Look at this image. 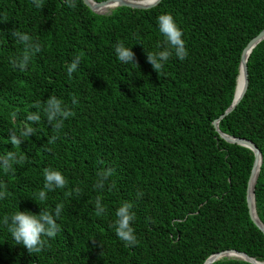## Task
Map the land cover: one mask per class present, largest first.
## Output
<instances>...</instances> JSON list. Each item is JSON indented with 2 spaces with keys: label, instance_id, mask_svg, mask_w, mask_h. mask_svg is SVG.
<instances>
[{
  "label": "trees",
  "instance_id": "1",
  "mask_svg": "<svg viewBox=\"0 0 264 264\" xmlns=\"http://www.w3.org/2000/svg\"><path fill=\"white\" fill-rule=\"evenodd\" d=\"M39 2L41 8L33 0H0V155L23 157L7 173L0 168V264H203L231 249L264 261V233L246 201L254 153L225 141L213 125L233 101L244 46L264 28V0H160L104 13L83 0L75 7ZM164 13L182 30L188 55L181 61L173 54L156 73L145 53L167 47L157 25ZM117 43L131 48L138 65L117 60ZM246 63V91L218 129L260 151L254 205L264 225V39ZM53 99L72 115L50 121L45 109ZM26 124L34 133L12 145L10 135ZM45 169L67 183L40 201ZM124 203L134 213V246L115 235ZM57 204L62 231L45 238L43 251L28 254L15 244L4 216ZM211 264L253 263L223 256Z\"/></svg>",
  "mask_w": 264,
  "mask_h": 264
},
{
  "label": "clouds",
  "instance_id": "2",
  "mask_svg": "<svg viewBox=\"0 0 264 264\" xmlns=\"http://www.w3.org/2000/svg\"><path fill=\"white\" fill-rule=\"evenodd\" d=\"M37 8H41L42 4L39 0H33ZM69 7H75L74 0H66ZM158 30L161 36L164 38V43L167 47L158 52H149L146 54V61L151 65V68L160 73L163 71L166 62L173 56V54L179 59L184 60L187 58L188 51L185 46V41L182 38L183 32L175 22L173 16L170 13H164L157 17ZM18 36L21 41L27 42L29 37L27 35H21L19 33H13ZM36 51L39 49L36 48ZM116 58L123 64L135 63V54L131 48L126 47L122 43H117L114 48ZM29 56L25 55L19 63V67L23 70L28 63ZM80 58L76 57L67 68V74L72 75L77 70ZM15 64V62H13ZM138 65V64H137ZM75 103V101H73ZM49 120L60 116L64 119L72 115L70 111H61L60 104L55 99L50 100L48 107L45 109ZM29 121L39 120L38 115L28 116ZM62 127V122L55 124V129L59 130ZM34 129L30 125H25L19 132V136L13 132L10 135V143L15 146H19L24 142L23 138L30 137L34 133ZM23 162V157L17 158L13 152H8L6 155H0V168L6 173L11 171L13 163ZM112 170L109 169L102 173V179L98 181L97 187H103V179L110 176ZM44 178V190L39 191L38 199L40 201H46V192L54 191L56 189H63L66 186L65 177L59 172L51 169H45L43 173ZM0 188H5V185H0ZM6 196L5 191H0V199H4ZM130 204L124 203L115 212L116 220L114 221L115 235L125 243L126 246H134L137 243L136 236L134 235V229L131 227V222L134 220V213L130 211ZM63 210L62 204H57L53 211L39 210L38 214H33L29 211H16L11 215L3 217V224L7 226L9 233L15 241V244L23 246L28 254L40 253L46 246L45 238H54L58 233L62 231L59 224L56 222ZM97 214H103L105 208L100 204L99 198L96 202Z\"/></svg>",
  "mask_w": 264,
  "mask_h": 264
},
{
  "label": "water",
  "instance_id": "3",
  "mask_svg": "<svg viewBox=\"0 0 264 264\" xmlns=\"http://www.w3.org/2000/svg\"><path fill=\"white\" fill-rule=\"evenodd\" d=\"M83 1L92 11L96 13H104L100 11V8L104 6H111L112 8L117 7V6H126V7H131V8L147 9V8H151L155 6L156 4L160 2V0L143 1V2H134L133 0H103L100 2H96L94 0H83ZM262 39H264V28L257 35L251 38L247 42V44L244 46L241 52V55H240L239 72L237 75L233 101L231 105L225 110V112L222 115H220L217 119L214 120L213 125H214L215 130L219 133L220 137H222L225 141L229 143H236L238 145L248 147L254 153V162H253V165H252V168H251L248 180H247L246 201H247L248 213H249L251 220L264 233V225L261 223V221L257 217L256 211H255V205H254V185L256 182V177H257L259 166L261 163L260 151L257 148V146L251 141H249L248 139L228 135V134L221 132L218 129L219 119L234 108V106L238 103V101L241 99L244 92L246 91V88L248 86V73H247V63H246L247 56L249 52L252 50V48L255 47V45L259 43ZM240 75L243 76V84H242L241 90L236 92L237 81ZM230 255H233V256H230ZM223 256L241 258L253 264H264V261H257L254 258L247 255L246 253L233 250V249L224 250L222 252L215 253L209 256L203 262V264H211L212 262H214L215 260Z\"/></svg>",
  "mask_w": 264,
  "mask_h": 264
},
{
  "label": "bare ground",
  "instance_id": "4",
  "mask_svg": "<svg viewBox=\"0 0 264 264\" xmlns=\"http://www.w3.org/2000/svg\"><path fill=\"white\" fill-rule=\"evenodd\" d=\"M134 1V0H133ZM144 0H141V2H143ZM145 1H152V0H145ZM136 2V1H134ZM112 9L111 6H104V7H101L100 8V11L102 12H106L108 10ZM248 54V53H247ZM242 84H243V76L240 75L239 78H238V81H237V87H236V92L240 91L241 90V87H242ZM230 256H233V255H230Z\"/></svg>",
  "mask_w": 264,
  "mask_h": 264
},
{
  "label": "rangeland",
  "instance_id": "5",
  "mask_svg": "<svg viewBox=\"0 0 264 264\" xmlns=\"http://www.w3.org/2000/svg\"><path fill=\"white\" fill-rule=\"evenodd\" d=\"M134 1H136V2H141V0H134ZM145 1V0H144ZM109 11V10H108ZM107 12V11H106Z\"/></svg>",
  "mask_w": 264,
  "mask_h": 264
}]
</instances>
